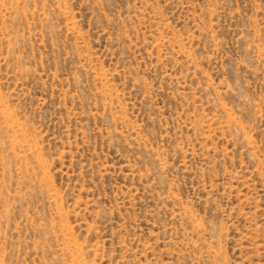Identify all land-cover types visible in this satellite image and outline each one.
I'll list each match as a JSON object with an SVG mask.
<instances>
[{
  "label": "rangeland",
  "instance_id": "374dc122",
  "mask_svg": "<svg viewBox=\"0 0 264 264\" xmlns=\"http://www.w3.org/2000/svg\"><path fill=\"white\" fill-rule=\"evenodd\" d=\"M0 264H264V0H0Z\"/></svg>",
  "mask_w": 264,
  "mask_h": 264
}]
</instances>
